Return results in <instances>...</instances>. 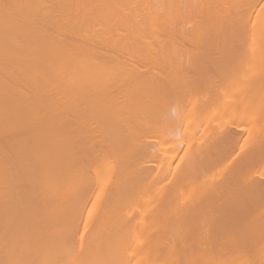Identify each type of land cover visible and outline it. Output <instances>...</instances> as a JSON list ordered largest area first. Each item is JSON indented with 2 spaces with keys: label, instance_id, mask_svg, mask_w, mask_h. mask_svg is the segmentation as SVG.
<instances>
[{
  "label": "bare ground",
  "instance_id": "bare-ground-1",
  "mask_svg": "<svg viewBox=\"0 0 264 264\" xmlns=\"http://www.w3.org/2000/svg\"><path fill=\"white\" fill-rule=\"evenodd\" d=\"M263 21L264 0H0V264H264Z\"/></svg>",
  "mask_w": 264,
  "mask_h": 264
},
{
  "label": "rangeland",
  "instance_id": "rangeland-1",
  "mask_svg": "<svg viewBox=\"0 0 264 264\" xmlns=\"http://www.w3.org/2000/svg\"><path fill=\"white\" fill-rule=\"evenodd\" d=\"M1 2H2V0H1ZM3 2H4V1H3ZM188 24H189L190 29H191V28H192V24H190V23H188ZM262 24H263L262 26L264 27V21L262 22ZM189 26H187V27H189ZM261 28H262V27H261ZM262 31H264V30H261V33H263ZM258 32H259V31H258ZM263 34H264V33H263ZM263 34H262V35H263ZM258 36L261 37V35H258ZM258 36H257V38H259ZM191 37L194 38L193 36H191ZM191 37L189 36V39H190ZM163 38L165 39L164 36H163ZM163 38H162V39H163ZM192 38H191L190 40H192ZM198 38H199V37H198ZM194 39L197 40L196 44H198V42H199L200 39L198 40L196 37H195ZM190 40H187V42L189 41L187 44H188V45H191V42H192L191 48L193 49V46L195 47V45H196V44H194L195 42H193V41H195V40H192V41H190ZM160 41H161V39H160ZM160 41H159V42H160ZM164 41H165V40H164ZM162 42H163V41H162ZM165 42H166V41H165ZM165 42H164V43H165ZM200 42H201V40H200ZM200 42H199V44H200ZM164 43H163V44H164ZM163 44L161 43V45H163ZM159 46H160V45H159ZM184 46H186L185 41H184ZM189 48H190V47H189ZM187 49H188V48H187ZM187 49H186L185 51H187ZM194 49H195V48H194ZM190 50H191V49H190ZM190 50H189V51H190ZM192 52H193V54H194V51L191 50V54H192ZM195 52H196V51H195ZM182 53L184 54L183 51H182ZM189 53H190V52H189ZM160 54H162V52H161ZM186 54H187V52H185V55H186ZM247 55L249 56V53H247ZM250 55H251V54H250ZM152 56H153V55H152ZM257 56H258V55H257ZM249 57H250V56H249ZM153 58H154V56H153ZM151 59H152V57H151ZM256 59H257V58H256ZM257 60H258V59H257ZM257 60H256V61H257ZM254 61H255V60H254ZM260 62H262V60H260ZM260 62H259V64H260ZM251 64H254V62H253V63L251 62ZM259 64H257V66H259ZM238 76H240V74H239ZM238 76H237V77H236V76L230 77V78H229L230 80L227 79L228 82H229V81L231 82L230 85H229L230 87H233V86H231V84L233 85V81H238V79H239ZM234 78H235V80H234ZM231 79H232V81H231ZM225 80H226V79H225ZM227 80H226V82L223 80L224 83L222 82V86H223V84H225V83L227 84V83H228ZM228 84H229V83H228ZM217 85H220V86H221V82H220V84L218 83ZM234 85L236 86V84H234ZM224 87H225V85H224ZM238 87H239V85H238ZM238 87H237V88H238ZM214 89H215V88H214ZM217 89H218V90H217ZM226 89H228V87H226ZM229 89H230V88H229ZM229 89L226 91V93H228ZM234 89H235V88H234ZM234 89H232V90H230V91L232 92V91H234ZM215 91H216V93H219V88H216ZM222 91H223V94H224V92H225V91H224V88H223ZM237 91H238V97H239V92L241 91L240 93L242 94V90H241V88H239V90L237 89ZM229 93H230V92H229ZM236 93H237V92L235 91V95H236ZM223 94H220V93H219V96H218V94H217V96L221 98ZM232 94H233V93H232ZM235 95H233L234 99H235ZM228 96H229V94L226 95V97H228ZM224 97H225V96H224ZM226 97H225V101H226V102L223 100V103L225 102V104H227V103L229 104V102H227ZM231 97H232V96H231ZM238 97H237V95H236V100H238ZM222 98H223V97H222ZM222 98H221L220 100H222ZM218 99H219V98H218ZM230 99H231V98H230ZM220 100H217V101H220ZM228 100H229V99H228ZM233 102H235V101L232 100V103H233ZM217 105H218V103H217ZM220 105H221V102H220ZM223 105H224V104H222V106H223ZM229 105H230V104H229ZM222 106H221V107H222ZM221 107H219V109H220ZM221 110H222V109H221ZM221 110L219 111V114H220ZM225 112H226V111H225ZM214 113H215V112H214ZM215 115L218 116L217 112H216ZM227 115H228V114H227ZM196 116L198 117V115H196ZM196 116H194V117H196ZM211 118H212V117H210V119H211ZM215 118H216V117H215ZM206 119H207V118H206ZM218 119H220V117H217L215 120L218 121ZM221 119H223V117H221ZM226 119H228V118L226 117V118H225L224 120H222V121L225 122ZM207 120H208V119H207ZM211 120H212V119H211ZM215 120H214V118H213V121H214L215 123H214V122H212V123H211V122H207V121L205 120V124H206V122H207V123H208V126H209V123H210V126H211V124H212V127L214 128L215 124H216V125L219 124V123L217 124V121H215ZM249 121H250V120H249ZM203 122H204V121H203ZM195 123H196V122H193V124H195ZM213 124H214V126H213ZM206 125H207V124H206ZM221 125H222V123H221ZM246 126H247V125H246ZM216 127H217V126H215V128H216ZM3 141H4V140H3ZM3 141L0 140V143H2ZM4 143H5V142H4ZM163 143H164V142H163ZM169 143H171V142H169ZM164 144H166V146H167V145H168V142L166 141ZM171 144H172V143H171ZM166 146H165V147H166ZM0 147H1V144H0ZM3 147H4V145H3V143H2V147H1V148H3ZM1 148H0V151H2ZM0 153H1V152H0ZM2 154H3V152H2ZM4 154H5V153H4ZM210 169L212 170V168H210ZM210 169H209V172L211 171ZM215 169H216V171H218V170H217V167H216V168H213L214 171H215ZM214 171H213V172H214ZM216 171H215V172H216ZM106 172H107V171H105V173H106ZM211 172H212V171H211ZM208 174H209V173H208ZM103 177H104V176H103ZM105 177H106L105 179L103 178V181H105V183H106V180H107V182H108V179H107L108 177H109V181H111V183L113 182V178L111 177V179H110V175H109V173H108V177H107V174L105 175ZM111 183H110V184H111ZM106 184H107V183H106ZM185 189L187 190V188H185ZM186 190H185V192L189 195V191L191 190V188L188 187V191H186ZM192 191H193V190L190 191V194H191ZM194 191H195V189H194ZM185 192H183V195L186 196V197H188L187 194L185 195ZM193 193H195V192H192V195H193ZM192 195H189V196H192ZM97 210H98V209H97ZM130 264H131V262H130Z\"/></svg>",
  "mask_w": 264,
  "mask_h": 264
}]
</instances>
